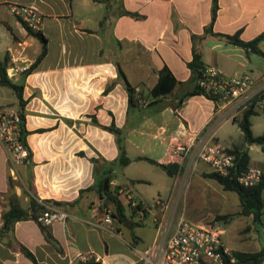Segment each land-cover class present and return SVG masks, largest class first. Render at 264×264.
<instances>
[{
	"label": "crops",
	"instance_id": "0c3cea01",
	"mask_svg": "<svg viewBox=\"0 0 264 264\" xmlns=\"http://www.w3.org/2000/svg\"><path fill=\"white\" fill-rule=\"evenodd\" d=\"M216 3L212 20L213 0H0V62L7 66L14 54L19 56L18 63L27 61L30 66L26 74L13 80L24 77L20 84L23 107L13 88L0 86V98L5 93L9 98L0 106L19 108L24 115L30 151L26 162L13 168L12 174L0 143V226L8 197L13 195L23 208L34 199L67 213L64 221L50 225L56 246L46 241L34 219L16 221L12 233L0 238V264H33L18 249L19 243L32 252L37 264H77L82 255L94 256L91 259L100 264H143L139 251L153 241L156 219L172 217L169 231L174 229L180 212L177 215L173 207L169 211V203L164 209L134 196L144 210L140 216L117 191L124 187L115 174L145 157L180 165L168 160L165 151L170 135L184 124L199 130L201 138L230 149L243 145L236 120L248 101L260 93L264 56L226 36L237 35L248 42L264 34V0ZM12 4L35 6L43 18L39 32L46 39V53L39 61L42 43L9 11ZM262 39L256 48L264 52ZM195 53L202 67H216L226 77L249 74L251 87L226 101L194 93L196 70L201 68L191 65ZM162 68L168 69L175 82L168 93L154 95ZM125 80L135 89L138 101L134 104L129 103ZM262 93L257 102L259 113L251 117L254 135V119L264 117V89ZM110 124L121 130L120 140L130 159L121 168L111 164L119 149L116 135L104 128ZM234 125L241 136L239 143L232 135ZM158 130L164 139L156 136ZM244 146L248 165L264 173V149ZM134 149L137 152L132 153ZM196 169L207 170L201 163ZM108 175L109 189H116L124 205V216L113 219L114 232L90 224V203L99 197L91 187L96 178ZM262 194L264 198V189ZM105 203L112 209V203ZM260 223L264 229V204ZM263 229V241L254 249H230L232 254L262 250ZM248 264H264V255L258 263Z\"/></svg>",
	"mask_w": 264,
	"mask_h": 264
},
{
	"label": "built area",
	"instance_id": "2783aa9c",
	"mask_svg": "<svg viewBox=\"0 0 264 264\" xmlns=\"http://www.w3.org/2000/svg\"><path fill=\"white\" fill-rule=\"evenodd\" d=\"M9 11L20 20L26 30L39 32L43 25V18L35 6L12 4ZM264 48V36L262 39ZM18 55H10V64L5 66V76L13 81L20 74H26L29 70L27 61L18 63ZM1 63V62H0ZM197 78V86L202 94L216 98L218 101L234 99L245 94L253 82L249 74L226 77L222 70L205 66L202 67ZM263 92L264 78L261 79ZM140 103H143L140 101ZM22 115L19 108L0 106V143L3 146L11 173L17 165L26 162L29 149L22 139L20 125ZM199 130L189 125H181L170 135L166 144L165 155L168 160L180 162V170L188 175L190 170H195L200 163L207 164L220 175H230L234 167L235 154L230 148L211 139H203ZM157 137L164 139L162 131L158 130ZM170 163V162H169ZM263 171L259 167L248 166L242 173L237 175V181L243 186H253L260 182ZM125 196V202L130 208H137L140 216L144 210L127 187L117 189ZM154 204L168 207V202L158 199ZM44 206L40 212V221L44 225L53 222L64 221L67 213L62 209L40 201ZM92 212L90 224L96 228L114 232L112 222L115 217L114 211L105 203V197L99 196L92 201L89 207ZM172 217L167 220L156 219V233L150 245L139 251L140 261L143 264H228L233 263L235 258L223 242V227L219 221H192L184 214L175 219V227L170 232ZM264 233V229H263ZM94 256H81L85 261ZM248 264V263H240Z\"/></svg>",
	"mask_w": 264,
	"mask_h": 264
},
{
	"label": "trees",
	"instance_id": "16d2710c",
	"mask_svg": "<svg viewBox=\"0 0 264 264\" xmlns=\"http://www.w3.org/2000/svg\"><path fill=\"white\" fill-rule=\"evenodd\" d=\"M94 1H104V0H94ZM217 0H213V6L211 10V19L213 20L216 15L217 10ZM30 31V30H29ZM30 33L34 34L36 37H38L42 43L41 51L39 55L37 56L36 61H39L42 59V57L46 53V39L43 37V35L40 32H32ZM264 36V34L258 36L252 41L244 42L241 39L238 38L237 35L235 36H226L231 42L243 45L253 51H256L257 53L264 56V52L256 48V44L261 40V38ZM194 67H201L202 65L200 63V58L197 53L194 54L193 60L191 63ZM200 68V69H201ZM197 75L199 76L201 70H196ZM169 76V77H168ZM198 78V77H197ZM167 80H170L169 82H173V84H170ZM174 79L170 77V72L167 68H162L160 71V77L157 85L153 89L152 93L154 95H161L168 93L171 91L172 85H174ZM126 89L128 91V99L130 104L136 103L138 100L135 97V89L132 87L126 80H125ZM0 86H8L14 89L16 92L19 104L21 107H23V100L21 96L20 85L15 84L13 81L9 80L5 76V65L3 63H0ZM194 93H200L202 92L199 90L198 86H196ZM262 92L256 94L253 96L246 106L241 110L240 118L236 120V123L238 127L240 128L242 132L243 137V145L240 147H233L231 151L235 154V161H234V167L232 168V172L230 175H220L214 171H211L206 173L205 175L209 178L214 179L217 183L221 185V187L224 190L227 191H234L238 195L240 209L234 213L225 214L222 216H219L216 220L221 221L224 220L225 222L230 221V219L234 215H250L253 219V222H260V217L262 215V208L264 204V198H263V189H264V173L261 177V180L258 184L253 186H243L237 181V175L242 173L245 169L248 168L249 164V155L247 152V149L244 145H258L261 146L262 149H264V132L259 135H254L251 129V117L255 114L259 113V110L257 108V102L260 101L262 98ZM204 96L216 100V98H213L211 96L205 95ZM22 115V124L20 125V132L22 135V139L25 142V136H26V129L24 126V115L21 112ZM96 122V120H94ZM97 123V122H96ZM105 129L111 131L114 133L117 137V145L119 149V155L118 157L111 162L112 165L115 166V168H121L126 166L128 163H130L129 157L126 155V151L124 148L123 143L121 142L120 134L121 130L118 129L114 124H110L109 126H104ZM30 152V151H29ZM151 163H155L158 166H160L169 176H175L180 171V165L176 162L171 163H158L150 158H143ZM92 161H95L92 159ZM112 169V168H110ZM111 178V175H108L106 178H96L94 184L91 188L95 189L99 196H104L105 200L112 203V210L114 211L115 215L117 216H124V205L117 197V191L116 189L110 190L109 189V180ZM108 179L106 188L104 186V180ZM32 184L30 183V186ZM8 186L10 189L13 187V181L11 177H8ZM11 192V191H10ZM9 200V206L8 208L2 212L1 218H2V225L0 226V238L3 236H6L8 234H11L13 231V227L16 221L19 220H25V219H34L37 224L39 225L45 239L50 244L56 246L57 241L54 238L50 225H44L40 221V214L37 213L39 209L44 208L43 205L35 201L34 199L30 201V205L28 208H23L19 205V203L15 200V196L8 197ZM222 222V221H221ZM18 249L27 257L29 258L33 264H37L36 259L32 252L28 248H26L22 244H18ZM235 261L233 263L228 264H240V263H258L260 258L264 255V248L257 252H242V251H235L234 253ZM77 264H100L99 261L94 259H88L85 261L79 260Z\"/></svg>",
	"mask_w": 264,
	"mask_h": 264
},
{
	"label": "rangeland",
	"instance_id": "374dc122",
	"mask_svg": "<svg viewBox=\"0 0 264 264\" xmlns=\"http://www.w3.org/2000/svg\"><path fill=\"white\" fill-rule=\"evenodd\" d=\"M4 90L9 92L7 88ZM7 96L5 93L0 98V103L9 102ZM236 127L237 125L232 127V135L237 139L236 143H239L241 136ZM253 131L255 135L263 133V116L254 119ZM135 152V149L132 150V153ZM252 155L256 157V151L253 150ZM201 165L207 170H190L185 175L182 169L174 177L167 175L157 164L141 159L133 161L125 171L119 169L115 176L121 183L120 186L129 188L133 196L147 205L154 206L155 199L168 202L169 211L173 207L177 215L180 212L192 221L213 222L219 216L238 211L240 204L237 193L224 190L214 179L207 177L205 174L211 168L205 163ZM221 221L219 223L223 227V242L231 250H252L258 242L263 241L261 223L253 222L250 215H234L228 222Z\"/></svg>",
	"mask_w": 264,
	"mask_h": 264
},
{
	"label": "water",
	"instance_id": "95a60500",
	"mask_svg": "<svg viewBox=\"0 0 264 264\" xmlns=\"http://www.w3.org/2000/svg\"><path fill=\"white\" fill-rule=\"evenodd\" d=\"M23 79H24V77H21L19 81H15L14 83L20 85V84H22ZM107 182H108V179H105L104 180V186H105V188H106ZM39 212H41V209H39Z\"/></svg>",
	"mask_w": 264,
	"mask_h": 264
}]
</instances>
